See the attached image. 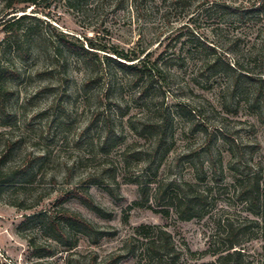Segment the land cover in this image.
Here are the masks:
<instances>
[{
	"label": "rangeland",
	"instance_id": "obj_1",
	"mask_svg": "<svg viewBox=\"0 0 264 264\" xmlns=\"http://www.w3.org/2000/svg\"><path fill=\"white\" fill-rule=\"evenodd\" d=\"M22 1L37 3L17 15L38 21L12 28L30 59L0 27V264H149L141 226L167 232L181 254L150 264H221L232 241L238 264H264V202L237 183L264 175V109L239 104L222 68L207 66L260 55L249 67L264 75V19L246 14L256 0ZM60 35L150 54L159 73L135 85ZM188 186L206 204L182 220L158 190L180 198ZM68 212L95 232L66 228Z\"/></svg>",
	"mask_w": 264,
	"mask_h": 264
},
{
	"label": "trees",
	"instance_id": "obj_2",
	"mask_svg": "<svg viewBox=\"0 0 264 264\" xmlns=\"http://www.w3.org/2000/svg\"><path fill=\"white\" fill-rule=\"evenodd\" d=\"M3 4L2 12L0 13V27L5 26V32L7 34V40L9 39L8 45L11 49L17 53H24V59H30L32 48L24 49L23 42L18 38L16 30L12 29L15 25H18L27 20L38 21L34 16L22 15L18 17V13L24 12L28 7H22L23 4L37 5L36 1H22V0H0ZM246 14L251 19L260 22L264 19V0H256L250 8L246 10ZM12 22V23H11ZM62 43L72 52L80 55L87 59L89 62L94 63L96 61H102L100 53H104L103 61L111 62L116 65L122 72L127 73L134 79L135 85H139L152 79L153 74L159 73L158 62L150 63V54H147L144 58V53L136 54L129 53L119 49H109L107 47H101L97 45L92 39H85V42L70 35H60ZM65 38L69 39L66 40ZM210 50H215L209 47ZM58 53V52H57ZM260 55H251L248 64L241 65L239 62L231 63L226 58L218 57L212 65H207L211 70L222 68V71L230 78L231 83L227 88V92L231 94L233 99H238V103H248L253 113L261 112L264 109V75L262 71H256L250 68L252 64H259ZM103 62V63H104ZM208 68V69H209ZM5 90L0 92L3 96ZM227 108V107H225ZM264 123V119L262 120ZM230 144L235 147L237 146L234 141H230ZM1 177V171H0ZM240 193L242 197H247V200L251 205L259 207L264 202V175L262 169L253 172L251 175L238 180ZM191 190L190 194L180 198H174L170 193L162 190H158L159 201L165 200L166 198L170 201V206H175L182 220H192L194 218H200L201 208L206 204V198L199 192L193 191L191 186H188ZM145 196L146 194L143 193ZM169 214V212L165 213ZM65 227L71 230H82L85 234H92L95 232L93 225L88 223L79 214L68 212L65 216ZM52 228V229H51ZM47 229L53 230L57 236L62 234L64 229H61L60 224L47 222ZM158 227L152 226H141L137 229V234L142 236L145 241L147 254L150 256V263L154 259L164 257H170L171 261L175 262L180 259L181 254L176 251L174 245L171 242V236L159 229ZM156 230V231H155ZM158 230V231H157ZM153 233H158L159 241L151 239ZM58 238V237H57ZM238 246L236 241H232L227 254L223 255L220 259L221 264H238L241 258L239 251L235 250ZM235 250V251H234ZM149 263V264H150Z\"/></svg>",
	"mask_w": 264,
	"mask_h": 264
}]
</instances>
